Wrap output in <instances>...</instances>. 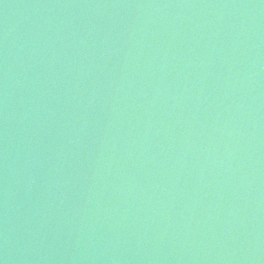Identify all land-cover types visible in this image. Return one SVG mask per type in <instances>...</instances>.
Returning <instances> with one entry per match:
<instances>
[{
  "label": "water",
  "instance_id": "obj_1",
  "mask_svg": "<svg viewBox=\"0 0 264 264\" xmlns=\"http://www.w3.org/2000/svg\"><path fill=\"white\" fill-rule=\"evenodd\" d=\"M0 264H264V0H0Z\"/></svg>",
  "mask_w": 264,
  "mask_h": 264
}]
</instances>
